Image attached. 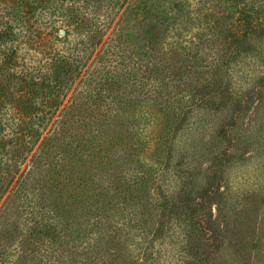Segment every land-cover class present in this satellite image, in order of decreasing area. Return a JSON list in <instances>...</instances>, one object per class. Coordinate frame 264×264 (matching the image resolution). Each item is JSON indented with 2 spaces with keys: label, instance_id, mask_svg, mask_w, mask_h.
Returning a JSON list of instances; mask_svg holds the SVG:
<instances>
[{
  "label": "trees",
  "instance_id": "1",
  "mask_svg": "<svg viewBox=\"0 0 264 264\" xmlns=\"http://www.w3.org/2000/svg\"><path fill=\"white\" fill-rule=\"evenodd\" d=\"M186 4L0 0V201L9 191L0 217L15 212L17 200L26 206L31 194L21 260L30 242L33 264H162L160 246L178 242L176 227L193 251L190 264L217 257L207 223L212 200L224 193L217 172L197 193L191 180L174 190L161 178L172 164L171 142L196 103L234 108L232 122L219 129L231 145L250 91L233 96L221 61L190 81L187 58L158 46L156 29H178ZM116 17L107 46L96 51ZM248 29L226 40L235 56ZM22 44L38 51V62H26ZM186 84L188 93L179 95L175 88ZM229 145L218 156L219 170Z\"/></svg>",
  "mask_w": 264,
  "mask_h": 264
},
{
  "label": "rangeland",
  "instance_id": "2",
  "mask_svg": "<svg viewBox=\"0 0 264 264\" xmlns=\"http://www.w3.org/2000/svg\"><path fill=\"white\" fill-rule=\"evenodd\" d=\"M186 2L180 7L182 21L178 29H156L158 46L162 51L175 49L176 53L187 58L186 63L194 74L190 81L197 77L204 79L206 74L217 69V63L221 61L224 65L220 72L224 74V83L229 85L233 96L245 97L249 91L250 94L246 96V108L235 121L231 145L219 129L226 122H232L234 108L230 105L216 107L213 100L196 103L187 126L171 142L173 160L165 169L161 182L175 190L183 180H191L197 193L201 185H206L208 176L217 172L224 193L212 200L213 211L207 215L211 234H214L210 241L217 249V257L211 264H264V0ZM127 4L128 1L121 11ZM87 5L89 9L96 6ZM106 6L104 4L98 10L103 11ZM117 19L108 23L107 33L96 51L107 46L106 40L113 35ZM33 25L39 26V23L34 22ZM247 25V42L235 56L227 48L226 40H232L236 33L241 34ZM40 26L44 27L41 23ZM57 26L59 34L64 35V24L58 22ZM127 45L133 49L130 41ZM20 51L27 63L38 62L40 54L34 48L22 44ZM91 61L92 58L89 63ZM183 79L188 78L185 76ZM188 87V84L181 85L175 91L183 95L188 93ZM228 145L226 165L219 170L215 164ZM180 161L183 162L181 165L173 167L174 162ZM8 192L1 198L0 205ZM30 199H26V206L17 200L15 212H3L0 217V264H33L30 242L25 260L19 258L21 241L30 224L31 194ZM175 230L180 239L173 247L169 244L160 246L163 248L161 262L190 264L194 258L190 252L193 251L188 250L186 239L182 241V235L186 233L182 234L181 227Z\"/></svg>",
  "mask_w": 264,
  "mask_h": 264
}]
</instances>
